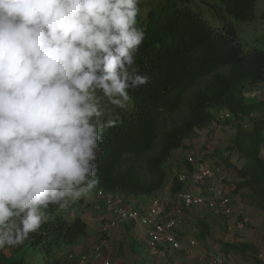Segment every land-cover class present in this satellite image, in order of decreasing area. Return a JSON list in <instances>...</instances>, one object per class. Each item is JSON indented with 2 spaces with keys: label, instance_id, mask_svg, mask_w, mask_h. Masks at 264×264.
Listing matches in <instances>:
<instances>
[{
  "label": "clouds",
  "instance_id": "clouds-1",
  "mask_svg": "<svg viewBox=\"0 0 264 264\" xmlns=\"http://www.w3.org/2000/svg\"><path fill=\"white\" fill-rule=\"evenodd\" d=\"M187 1L154 0L150 8L148 0H0V259L27 264L23 257L26 250H45L51 240L58 244L57 249L83 246L91 227L98 235L97 256L84 246L76 255L71 250L68 257L76 264H98L102 257L101 264H112V245L126 228L141 234L143 244L155 258L171 264H183L181 255L191 264H227L230 255H240L223 251V244H243L239 240H222V252L201 251L200 240L207 230L211 234L213 222L194 221L186 231L184 216L188 211L200 210L229 218L239 209L234 208L236 197L230 189L241 191L239 184L244 179L239 172L248 171L250 159L235 142L239 127L249 134L262 117L264 66H259L262 79L233 90L229 95L235 96L234 103L210 106L207 110L211 121L195 127L168 152L161 164L165 178L154 192L143 193L124 181L135 177L142 187L157 186L159 176L150 168V161L164 149L167 126L180 124L190 116L188 110L179 113L175 115L178 120L168 125L170 112L166 109L173 110L181 100L193 98L215 77L214 72L203 76L184 96H179L167 81L177 54L187 45L188 35H193L183 30L186 21L194 17L205 20L226 35L227 18L236 29L230 43L236 62L254 54L264 56V31L261 47L256 45L253 52H245V37L249 39L264 28V13L258 15L256 11L258 0L253 10L245 4L249 16L244 21L229 15L221 0L218 6H212V12L206 11L207 17L193 0ZM156 15L180 22L172 31L155 33L151 27ZM157 49L163 55L154 59ZM218 72L226 76L231 68L225 64ZM252 106L255 111L245 117L238 118L232 112L234 108ZM212 110L223 114V121L215 118L222 121L221 125L237 123L229 151L240 157L241 167L212 147L216 140L212 135L204 146L195 142V150L174 172L164 170L169 156L187 140L214 130ZM254 114L258 115L251 120ZM150 138H154V146L144 153L151 154L145 164L148 174L154 177L148 180L130 160L145 156L141 154L144 150L138 156L131 150ZM263 153L261 149L262 160ZM212 164L218 169H212ZM227 166L235 169L236 187L231 180L216 177L219 168ZM170 174L171 180L164 187ZM113 176L122 177L126 191L112 189ZM154 208L160 211L156 218L166 221L169 217L178 223L174 241L155 249L148 244L149 234L143 224L145 217L155 215ZM52 209L66 211V215L59 213L50 218L48 212ZM82 212L95 225L88 226L76 218ZM135 213L136 219L132 216ZM65 217L75 219L68 223ZM77 221L85 226L84 232L73 243L65 241L64 236L71 235L69 229ZM39 239L40 243L31 245V240ZM15 250L16 254L23 252L20 258L8 255ZM258 257L264 260V253L259 252Z\"/></svg>",
  "mask_w": 264,
  "mask_h": 264
},
{
  "label": "trees",
  "instance_id": "trees-1",
  "mask_svg": "<svg viewBox=\"0 0 264 264\" xmlns=\"http://www.w3.org/2000/svg\"><path fill=\"white\" fill-rule=\"evenodd\" d=\"M186 3H188L187 0ZM225 6L226 12L235 16L237 20L244 21L246 16H249L245 12L244 6L247 3L248 9L253 10L256 0H221ZM156 21L151 30L155 33H161L165 31H172L179 24L178 19L171 17H165L162 19L156 15ZM224 29L227 30L226 35L219 33V29L213 28L205 20L198 18H191L184 23V31L190 30L193 35H188L187 45L177 54V62L172 69L168 72L167 81L171 83L178 92L179 96H184L186 91L194 85L203 76H208L214 72L215 77L208 85L200 88L197 93L192 96L193 98L187 100H181L178 102L173 110L168 107L166 110L170 112V116H175L179 113L189 111V118H183L180 124H171L167 126V131L164 141V149L159 152V155L150 161V168L156 175L159 176V182L157 186H145L140 185L138 178L129 180L125 178V182H130L135 187L139 188L143 193H152L156 190L155 187H159L165 178L161 169V164L165 161L168 152L177 147L181 141L188 137L195 127H201L207 125L212 115L207 110L210 106L216 105H230L236 101L234 95H229L233 90L240 88L242 85L252 81L260 80L263 75L259 71V66H264V56L254 54L252 56H246L242 60L236 62V52L233 51L232 43L236 29L232 22L227 18L224 22ZM231 34V36H227ZM159 36V34H154ZM226 37V39H225ZM236 39L234 40V44ZM258 51L254 52L257 53ZM163 55L162 50L157 49L153 53V58L157 59ZM229 65L231 73L224 76V74L218 72L220 66ZM187 96V95H186ZM216 105H215V104ZM255 107L250 108H234L232 112L238 118L245 117L251 112L255 111ZM262 117L254 125V131L249 134L242 132V127L238 128L236 145L243 149L245 154L250 159V168L248 171H240L241 177L244 179L239 184V189L244 187L250 188L252 191L246 198L249 200V204L256 206V208L264 211V160L259 155L261 149H264V110H260ZM159 124L158 127H160ZM154 138L148 139L144 144L141 142L137 147L131 150V153L138 156L146 154V152L153 148L152 144ZM148 153V152H147ZM140 154V155H141ZM144 154V155H145ZM141 179V177H140ZM112 189L118 192L126 191L127 188L123 183L122 177L113 176L110 181ZM81 222L77 221L69 230L72 231L71 235L64 236L65 241L67 239L70 243H73L80 234L84 232L81 226ZM208 228L207 224L203 223ZM204 235V233H203ZM31 245L40 243L39 240H31ZM223 251L226 254H240L244 257L251 255L255 264H264L258 257L259 250L253 244H223ZM0 264H23L21 262L9 263L5 258L0 259Z\"/></svg>",
  "mask_w": 264,
  "mask_h": 264
},
{
  "label": "rangeland",
  "instance_id": "rangeland-1",
  "mask_svg": "<svg viewBox=\"0 0 264 264\" xmlns=\"http://www.w3.org/2000/svg\"><path fill=\"white\" fill-rule=\"evenodd\" d=\"M149 3L154 0H148ZM194 5L197 7L198 10H203L205 13V16L207 17L206 11L212 12V6H218L219 1L218 0H193ZM153 6V3H150V8ZM256 11L258 15H261L264 13V0H258V5L256 8ZM147 11L144 13V17L146 16ZM263 31L264 28H261L260 33L253 35L249 39L245 37V46H246V53L249 54L254 51L256 48V45H259L261 47L262 40H263ZM253 33V30H252ZM256 98V97H255ZM261 100H264V97L260 98ZM213 115V121L214 124L212 127L216 124V127L214 130L209 131H203L201 133H197L191 141L187 140L184 145L174 151L170 156L169 159L166 162V165L163 167L164 170H167L169 173L174 172V170L177 169V167L184 163L186 156L195 150L196 144L204 146L206 145L212 135H215L216 140L212 144V147L217 149V152L222 154L225 157H229L231 159V162L234 166L237 168L241 167L242 161L240 157L234 153L233 151H229V148L232 146V140L235 136L237 123L236 122H223V114L218 110H212L211 111ZM258 114L252 115L250 118L256 117ZM216 119H221L222 121H217ZM173 120H178L177 116H170L167 120L166 124H171ZM249 121V120H247ZM247 126H249V122H246ZM211 128V127H210ZM195 140V141H194ZM193 145V147H192ZM264 154V153H263ZM151 154L145 155L140 159L137 160H130L134 161L136 164V167L139 169L141 174L146 176L148 180H151L154 176L151 174H148V170L146 169V159ZM212 169L216 170L218 169V166H215L212 164ZM220 171L216 174V177L219 179H223L225 181L231 180V184L234 185L236 182V172L234 167H225L224 169L219 168ZM173 174V173H172ZM172 174L169 175V178L167 179L166 183L164 184V187L168 185V183L171 180ZM240 180V179H239ZM218 185L222 186L220 183ZM235 186V185H234ZM236 187V186H235ZM227 188V187H225ZM252 191L248 187H244L241 189V191L238 193L234 191L233 189H230V194L234 197L233 205L234 208L239 206V209L235 212V214H232L231 217L227 218L224 216H216L211 214L210 212L207 213V211H200V210H191L185 213L184 221L185 226L184 229L187 231L188 228L193 227L194 221H197L199 223L202 222V220L206 219L208 222H213L211 226V234L210 231L207 230L206 236H202L200 240V248L201 251L204 249L207 252H222L221 247V241L224 240L226 242H233L238 241L239 243H248L253 244L256 246L259 250V252L262 254L264 253V212L260 211V209L256 208V206L250 205L248 199L246 196H248ZM160 191L156 192V195L159 194ZM91 195L88 194L87 198L91 199ZM74 203H71L69 207H72ZM68 207V208H69ZM67 208V209H68ZM66 209V210H67ZM262 212V213H261ZM62 214L66 215V211L61 212L57 209L49 210L48 215L51 218H55L56 214ZM71 215V214H70ZM83 219L88 226L95 225L93 221H91V218L88 217L87 214L84 212L81 213V215H76ZM75 218H69L65 217V221L70 223ZM123 229V228H121ZM96 229L91 227V231L89 232L91 235L84 239L83 242L85 245L84 247H87V249L92 252V254L97 256L96 251V245L95 242L97 241L98 235H96ZM52 241V240H51ZM46 244L45 250L41 251H34L31 252L28 249L24 253L23 257L27 264H52L53 261H60V264H76L74 262L75 260L70 259L68 256L69 254L74 250L75 255L76 252L79 254L83 250L82 245L77 246H69L65 245L62 249H57L55 247L58 246L56 242ZM23 244V243H22ZM20 244V246H22ZM72 250V251H71ZM94 251V252H93ZM18 253V250H15L13 252L8 253V255H15L16 258H20L22 256V253ZM112 264H171L172 262H167L163 259L158 260L155 258L145 247V245L142 242L141 234L139 232H134L129 229L122 230L116 237V240L114 241V244L112 245ZM103 258H101V261H99L101 264L103 262ZM260 259V258H259ZM180 261L183 264H191V260L186 259L185 256H180ZM264 263V260H262ZM89 264H97L92 261L89 262ZM227 264H255L253 261L251 255L249 256H241V255H230V258L227 260Z\"/></svg>",
  "mask_w": 264,
  "mask_h": 264
},
{
  "label": "built area",
  "instance_id": "built-area-1",
  "mask_svg": "<svg viewBox=\"0 0 264 264\" xmlns=\"http://www.w3.org/2000/svg\"><path fill=\"white\" fill-rule=\"evenodd\" d=\"M159 213L160 211L157 208H154L153 214L155 215L153 217L148 216L143 219V224L145 225L144 228L149 234L148 244L154 249L158 247L159 244L173 242L175 239L174 229L176 225H178L175 220H172L169 217L166 221L159 217L156 218ZM132 216L136 219L138 213H135Z\"/></svg>",
  "mask_w": 264,
  "mask_h": 264
}]
</instances>
